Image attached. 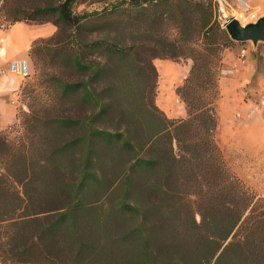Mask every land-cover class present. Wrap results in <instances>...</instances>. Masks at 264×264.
<instances>
[{
  "label": "trees",
  "instance_id": "obj_1",
  "mask_svg": "<svg viewBox=\"0 0 264 264\" xmlns=\"http://www.w3.org/2000/svg\"><path fill=\"white\" fill-rule=\"evenodd\" d=\"M75 2L36 6L48 13L39 18L17 5L7 16L65 31L60 63L82 78H56L57 102L65 109L74 97L75 113L35 115L33 125L18 117V136L0 131V264H264V195L229 167L215 135L222 52L237 42L218 1L120 0L130 35L143 39L123 32L121 42L84 40L85 24L109 7L76 12ZM155 57L192 60L175 89L185 117L155 103ZM105 75H121L124 89H96Z\"/></svg>",
  "mask_w": 264,
  "mask_h": 264
},
{
  "label": "rangeland",
  "instance_id": "obj_2",
  "mask_svg": "<svg viewBox=\"0 0 264 264\" xmlns=\"http://www.w3.org/2000/svg\"><path fill=\"white\" fill-rule=\"evenodd\" d=\"M119 1L120 0H76L73 5V10L76 12L100 9L103 6L109 7V11L106 15L102 16L100 19L89 21L85 24V27L92 28V30H84L82 33L84 40H90L97 37H107L108 39H116L118 42H121V33L123 32L126 33L125 35L127 36V41L143 40L139 37L132 38L133 36L130 35L136 29V25H134V22L129 20L130 14L126 17V8L123 9L121 5L116 4ZM6 2L7 3L5 6H3V0H0V24L9 25L11 23V19H8L7 16H9L11 9L17 5L25 8L26 12H29V14L32 16L34 15L39 18L41 14L47 16L48 13L42 12L40 15H37V12L33 9L34 7L43 6L46 3L58 4L60 0H6ZM241 15L243 16H239L240 18L238 19L242 22L251 21L256 18L255 16L244 15L243 13H241ZM48 16L54 17L53 14H49ZM229 16H232L230 14V10L227 9L224 3L220 4L218 1V19L222 26L225 19ZM161 27L163 30L165 28L170 34L175 33L174 27L171 24L167 25L166 27H164L163 24ZM64 39L65 31L58 28L56 34L53 37L44 40H38L35 43L36 52H34L31 56V65L29 68V74L27 75L28 79L23 85L20 94L21 105L18 112L20 122L24 120L30 125H33L36 123L35 115H43L44 117V115L51 116L61 113L63 108L60 107L59 103L57 102L56 78L63 77L69 81H77L82 78L80 70L72 67H63L60 63L61 43ZM85 54L87 55L86 57L88 59L94 58L100 63H103V56L98 54ZM147 55L148 54H145L144 52L140 54L143 59L144 57L148 58ZM151 61L153 63V58ZM144 62L145 60L142 61V64H144ZM229 73L231 74V72ZM220 76H222L221 71H219L218 74L219 97L216 103V108L219 116V123L215 134L216 140L222 149L223 156L229 167L249 187L253 188L255 192L260 194L258 189L247 183L246 179L241 176V173H245V170L249 164L245 163L244 161H235L236 158H240L247 153H251V150L248 147L251 142L258 144L261 140L260 129L261 127L264 128V107H262L264 106V100L257 97L255 93H253V90L256 87H260V85L255 81H252L247 85H238V87H236V84L232 79H227L223 82L225 91L222 93L219 83ZM128 77H134V83L138 84L140 80L142 82V75L140 77L138 74L134 75L131 73L128 75ZM151 78V70L148 68L146 78H143L147 97L151 96ZM93 85L96 87V89L104 88V86L107 88L110 85L115 86V88L118 85L124 89V83L121 79V75L113 77L111 75H105L104 77H101L100 80L98 79L97 81H93ZM136 93L140 92L137 90ZM109 94V91L103 93L105 96H108ZM72 98V102L70 100L65 109H63L71 114L77 111L74 97ZM161 101L164 103L166 101V97L162 98ZM175 104H178V106H175ZM173 105L177 109L176 113L178 110H182V104L180 101H178V99L175 98ZM15 122L1 131L8 132L11 137L18 136L21 132V126H18V118ZM41 123L42 122H40V124ZM109 123L111 124V121H108L107 124ZM249 135L250 137H248ZM251 149H253L252 153L255 154L257 151L256 146ZM119 165L121 166V164ZM260 173L261 167L259 174ZM108 177L110 184L116 181L113 176L108 175ZM258 181L262 183L260 175ZM118 198L120 199L121 196H113L114 200H117Z\"/></svg>",
  "mask_w": 264,
  "mask_h": 264
},
{
  "label": "crops",
  "instance_id": "obj_3",
  "mask_svg": "<svg viewBox=\"0 0 264 264\" xmlns=\"http://www.w3.org/2000/svg\"><path fill=\"white\" fill-rule=\"evenodd\" d=\"M224 3L230 14L240 18L241 13L258 17L264 14V0H220ZM58 27L51 21L34 22L17 20L9 25L0 24V131L13 124L18 118L21 105L20 94L28 76L10 71L8 69L11 61L25 60L29 68L31 65V49L38 40L53 37ZM237 41L224 48L221 57V72L219 78L221 92L225 88L223 82L232 79L238 85H247L255 81L260 87H256L253 93L264 100V42L253 44L251 41ZM244 48V54L241 49ZM153 64L157 71L155 103L170 118H181L186 116L184 102L179 98L175 89L182 84L187 76L192 60L189 58L172 60L168 58H153ZM232 69L231 74L227 70ZM235 87V88H236ZM166 97L163 103L162 98ZM178 99L182 104V110L174 107V100ZM175 106H178V104ZM264 107V106H262ZM221 119V118H220ZM219 121V116H218ZM219 123V122H218ZM259 131V130H258ZM261 140L258 144L251 142L247 153L236 162L249 164L245 173H241L247 183L258 189L264 195V128L261 127ZM250 137V135L248 136ZM256 146V153H252ZM258 164V165H257ZM262 164V165H260ZM261 167V173L259 174ZM260 179L262 183L258 181Z\"/></svg>",
  "mask_w": 264,
  "mask_h": 264
},
{
  "label": "water",
  "instance_id": "obj_4",
  "mask_svg": "<svg viewBox=\"0 0 264 264\" xmlns=\"http://www.w3.org/2000/svg\"><path fill=\"white\" fill-rule=\"evenodd\" d=\"M223 26L230 38L235 41L249 40L253 44L259 41L264 42V14L246 22L232 15L225 19Z\"/></svg>",
  "mask_w": 264,
  "mask_h": 264
},
{
  "label": "built area",
  "instance_id": "obj_5",
  "mask_svg": "<svg viewBox=\"0 0 264 264\" xmlns=\"http://www.w3.org/2000/svg\"><path fill=\"white\" fill-rule=\"evenodd\" d=\"M220 4H222V2L220 0H218ZM222 8V6H221ZM1 26H4V24H1ZM245 49L242 48L241 49V53L244 54ZM8 69L10 71H14L17 73H20L24 76H27L29 74V65L27 63V61L25 60H18V61H11L9 63ZM227 72H232V69L227 70ZM0 73H2V71L0 70Z\"/></svg>",
  "mask_w": 264,
  "mask_h": 264
}]
</instances>
